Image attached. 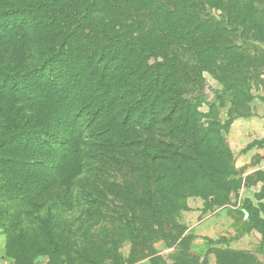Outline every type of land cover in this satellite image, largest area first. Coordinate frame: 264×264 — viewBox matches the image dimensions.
<instances>
[{
    "label": "trees",
    "instance_id": "16d2710c",
    "mask_svg": "<svg viewBox=\"0 0 264 264\" xmlns=\"http://www.w3.org/2000/svg\"><path fill=\"white\" fill-rule=\"evenodd\" d=\"M262 3L0 0V191L40 216L60 186L65 193L54 200L73 206L81 173L118 170L113 196L123 212L151 214L142 224L147 233H155L154 223L163 233L172 218L168 205L179 190L171 181H186L199 194L190 181H207L206 195L226 198L231 155L219 125L203 126L196 90L211 71L201 53L217 47L206 42L211 20L197 12L221 11L213 34L238 33L264 52ZM4 50L15 51V62L1 57ZM122 177L139 188H128ZM84 203L74 233L104 231L101 223L105 231L127 232L128 224L140 233L121 210L111 215L108 206L101 212L96 201ZM52 216L44 210L33 233H50Z\"/></svg>",
    "mask_w": 264,
    "mask_h": 264
},
{
    "label": "rangeland",
    "instance_id": "374dc122",
    "mask_svg": "<svg viewBox=\"0 0 264 264\" xmlns=\"http://www.w3.org/2000/svg\"><path fill=\"white\" fill-rule=\"evenodd\" d=\"M12 1L18 4L22 0ZM263 3L257 6L259 11H264ZM197 13L210 19L209 26L213 25V28L214 21L222 19L221 11L211 7ZM213 28H209L212 31L206 42L216 46L217 50L201 53L202 58L208 61L211 71L203 73L202 88H196L200 96L198 110L203 117L204 127L215 124L214 122L219 125L228 148L225 134L231 123L236 119L251 117L259 111V107L263 108L264 52L263 46L258 42L243 41L239 38L240 34L235 32H216L215 35ZM1 57L7 63L15 62V51L4 50ZM2 123L3 119L0 117V139L5 133ZM81 174L72 188L73 193L80 194L81 197L73 201V206L69 204L70 206L64 207L65 200L62 197L57 203L54 200L55 195L65 193L66 188L60 186L51 192V200L41 209L40 216L44 214V210L53 215L50 225L45 228L50 233H33L37 232L42 223L33 206L22 208L19 202H15L13 194H3L0 191V264H204V261L208 264L205 258L192 251L191 237L184 217L196 203L202 204L203 213L212 212L228 204L240 183L236 170H233L234 175L225 179L229 181L230 191L224 198L221 193L216 196L206 195L203 189L204 186H209L207 181H190L192 185L196 184L200 194L191 193L186 181L169 182L175 184L179 190V198H173L168 205L172 218L165 222L163 233H156L159 231L155 223V233H147L149 231L144 228L147 227L146 223L144 227L142 224L150 213L140 208L135 214L131 211L123 212L121 200L117 201L113 196L118 193L112 186L116 183L115 178L121 175L120 171L114 170L108 174L103 171H88ZM123 180L128 188H139L134 184L135 180L132 181L133 184L129 182L130 178ZM221 181L217 179L215 182L220 184ZM136 192L142 197L141 189ZM84 197L86 200H83ZM86 201H96L95 210L101 212H108V206L111 209L108 213L111 215L123 212L121 214L128 222L136 221V229L140 233L128 231V224L126 231L129 233L125 232L124 227L122 230L115 228L105 231L102 223L104 231L98 229V233H74ZM259 212L264 216V207L261 211L252 213V225L263 232L261 245L252 253H219L216 256L217 264H264V219L259 220ZM101 217L99 214V218ZM71 224L72 233H68Z\"/></svg>",
    "mask_w": 264,
    "mask_h": 264
},
{
    "label": "crops",
    "instance_id": "0c3cea01",
    "mask_svg": "<svg viewBox=\"0 0 264 264\" xmlns=\"http://www.w3.org/2000/svg\"><path fill=\"white\" fill-rule=\"evenodd\" d=\"M225 138L240 181L236 194L212 212L203 213L196 203L184 217L192 251L208 264H217L222 252L252 253L263 240L252 213L264 207V105L251 117L234 120ZM258 218L264 219L262 212Z\"/></svg>",
    "mask_w": 264,
    "mask_h": 264
}]
</instances>
